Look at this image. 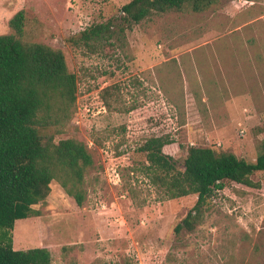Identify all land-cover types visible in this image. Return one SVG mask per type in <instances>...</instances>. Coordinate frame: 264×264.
Listing matches in <instances>:
<instances>
[{
  "label": "rangeland",
  "instance_id": "rangeland-1",
  "mask_svg": "<svg viewBox=\"0 0 264 264\" xmlns=\"http://www.w3.org/2000/svg\"><path fill=\"white\" fill-rule=\"evenodd\" d=\"M130 0H0V34L24 9L25 38L64 51L78 81L76 110L56 140L86 142L94 166L79 206L57 180L18 219L14 248L48 247L51 264H264V171L254 186L226 181L196 228L176 225L197 195L166 199L144 172L139 146L169 134L182 167L190 145L255 161L264 141V0H218L202 12L157 13L125 48L76 44L93 23L122 22ZM115 85L109 107L103 89ZM133 107H135L133 109ZM180 144L184 148H180Z\"/></svg>",
  "mask_w": 264,
  "mask_h": 264
},
{
  "label": "trees",
  "instance_id": "trees-1",
  "mask_svg": "<svg viewBox=\"0 0 264 264\" xmlns=\"http://www.w3.org/2000/svg\"><path fill=\"white\" fill-rule=\"evenodd\" d=\"M217 1L130 0L121 8L122 22L93 23L75 42L91 53H102L106 46L125 48L128 32L153 15L187 7L202 12ZM26 20L25 10H19L9 20L10 31L0 34V264L52 263L48 247L14 248L15 223L40 214L34 205L50 195L53 180L84 205L86 176L94 166L86 142L75 137L56 140L76 110L77 76L62 49L25 38ZM115 88L103 89L109 107ZM174 142L169 134L153 135L138 150L145 154V174L163 198L197 195L195 205L176 225V234L196 228L203 208L226 181L254 186L252 175L264 171V141L253 162L230 151L190 145L182 167L164 149Z\"/></svg>",
  "mask_w": 264,
  "mask_h": 264
}]
</instances>
